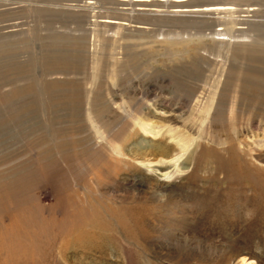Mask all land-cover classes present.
<instances>
[{"label": "rangeland", "instance_id": "obj_1", "mask_svg": "<svg viewBox=\"0 0 264 264\" xmlns=\"http://www.w3.org/2000/svg\"><path fill=\"white\" fill-rule=\"evenodd\" d=\"M91 1L0 0V264H264V0Z\"/></svg>", "mask_w": 264, "mask_h": 264}, {"label": "bare ground", "instance_id": "obj_2", "mask_svg": "<svg viewBox=\"0 0 264 264\" xmlns=\"http://www.w3.org/2000/svg\"><path fill=\"white\" fill-rule=\"evenodd\" d=\"M123 1L129 2V4H132V2H135L138 5L137 10L149 12L152 14L160 13L161 11H164L165 7H168V3H170L171 7L173 8L167 11L171 12L172 14H202V13L206 14L207 13V14H217L218 15L220 13H224L225 15L231 17L237 10V6L234 4H213V5H202V6H190L189 4H187L188 0H160L162 4H151L150 0H130V1L123 0ZM85 5L95 7L96 4L94 1L87 0ZM155 5H158V6L156 7ZM242 10L246 14H243L241 16L239 15L240 20L247 21L248 20L247 18L250 16V12H255L256 7L247 6V7H244ZM234 19H236V17ZM101 21L108 25H114L118 23L120 24L118 20L111 19V18H106L104 20L101 19ZM222 30H225V29L219 28V31H222ZM222 33H218V34L221 35ZM255 50H258V49H255ZM154 132L159 133L160 131L155 130ZM193 142L194 141L191 139V136L183 135L179 140L175 141L176 147L178 149V154H175L167 161L165 158H160L159 160H156L157 161L156 164L153 163L154 161H149V166L153 168L155 166L164 167L168 165L170 168H173L172 171L174 172L180 170L179 164L182 161L181 159L184 157L183 155H185L188 148L192 146ZM169 175L170 173H165L164 177H168Z\"/></svg>", "mask_w": 264, "mask_h": 264}, {"label": "water", "instance_id": "obj_3", "mask_svg": "<svg viewBox=\"0 0 264 264\" xmlns=\"http://www.w3.org/2000/svg\"><path fill=\"white\" fill-rule=\"evenodd\" d=\"M191 4H197V5H205L210 3H215L213 0H191Z\"/></svg>", "mask_w": 264, "mask_h": 264}]
</instances>
